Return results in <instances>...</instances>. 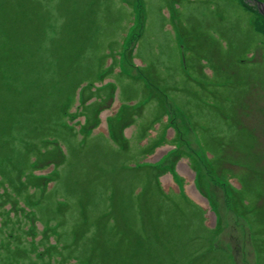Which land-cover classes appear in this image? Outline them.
Returning <instances> with one entry per match:
<instances>
[{
	"label": "rangeland",
	"instance_id": "obj_1",
	"mask_svg": "<svg viewBox=\"0 0 264 264\" xmlns=\"http://www.w3.org/2000/svg\"><path fill=\"white\" fill-rule=\"evenodd\" d=\"M0 6L8 13L0 27V264H30L47 247L44 225L69 245L45 256L47 264L83 260L86 239L87 264H209L208 247L214 264H264V222H256L264 221L263 176L242 186L229 177L230 190L222 181L228 169L214 168L235 156L225 155L235 116L264 109V0ZM59 95L71 101L74 116L62 118L72 126L46 119ZM109 132L126 144L114 145ZM39 151L53 162L62 154L61 162L30 163ZM34 173L46 185L27 189ZM19 203L29 215H17ZM80 220L86 226L73 242ZM11 238L26 255L18 263V254L5 257Z\"/></svg>",
	"mask_w": 264,
	"mask_h": 264
},
{
	"label": "trees",
	"instance_id": "obj_2",
	"mask_svg": "<svg viewBox=\"0 0 264 264\" xmlns=\"http://www.w3.org/2000/svg\"><path fill=\"white\" fill-rule=\"evenodd\" d=\"M8 18V13L0 6V27L3 26L5 24V20ZM43 21V20H42ZM68 97V96H66ZM66 97H62V96H58L57 99L55 100V109L54 110H50L47 112L46 114V119H50L52 120L53 118H55L58 115V118L56 120V124L59 123L62 126H72L70 123H68V121H66V119H63L62 116H64L65 114L70 115L71 117L74 116V113L70 114L69 112H66V109L70 106L71 101H69V99H66ZM0 111H2L0 109ZM242 112H239V114H237V117L235 119V123L234 125H232L233 130L231 132H229L228 134V144H227V148L225 150V155L226 157L230 155V151L232 150L235 154V156L233 158H230L232 160L231 163H215V167L217 168V172H219L220 174L225 175V171L226 169H228V173L225 177V179H222V181H225L227 186H229L230 188H235V186L231 185L228 180L229 177H238L241 181L240 184L241 186L243 185L244 182H248L250 181L252 178L253 173H257L259 175L263 176L264 179V109L260 106L257 105L255 108L250 107L249 111L245 114V118H243L241 116ZM250 114V118L247 117V115ZM62 120H65L66 122H62ZM70 122V120H69ZM117 133L113 132V133H109L108 137L110 139H112V141L114 140V138H116ZM207 153L204 156L205 159L208 158L207 160V168H211L212 164H211V158L207 157ZM219 158H221L220 156H218ZM57 163L60 162L59 157H57L56 160ZM223 167V168H222ZM212 169V168H211ZM30 170H34V168H30ZM169 170V169H168ZM238 170V171H237ZM170 171V170H169ZM216 172V171H215ZM32 178L28 181H26L27 184V189H29V183L28 182H32V183H36L38 185L44 184L45 181L47 180V176L44 174H32L31 175ZM259 177V176H258ZM251 178V179H250ZM156 176H155V180H156ZM146 181H150V179H147ZM46 185V183H45ZM43 189H45L44 187H42ZM147 187L145 186V188H143L141 190L142 193H145ZM232 197L234 198L235 195L233 194ZM236 198V197H235ZM234 198V203L237 201H241L242 198H239L238 200ZM208 199V198H207ZM210 200V199H209ZM241 203V202H240ZM20 215V209L18 210ZM107 220V216L101 218L98 222H97V227L98 224L100 222H104ZM256 222L261 224L264 222L263 220L260 219H256ZM247 226L248 228L251 227V224H253L254 222H249L246 220ZM86 226V221H82L80 220L79 223L73 227V234H75L76 236L79 235V232L76 231L77 229H79L80 227H85ZM215 228V229H214ZM99 229V227H98ZM219 229L218 224L216 223L215 226L211 229L212 230V237H210V241L214 240L216 234H217V230ZM206 230V228H205ZM249 232V229H248ZM251 232H249V237H250ZM210 236L209 232H208V237ZM28 237H29V233H28ZM30 238V237H29ZM53 240H55L54 243L50 242V240H46L47 242V247L45 249V247L43 248L42 251H39L38 249L35 250V252L33 251L34 254L37 255V257L34 256H30L29 258V263L30 264H40L41 262L39 260L43 259L44 255L49 254L51 252L52 253H56L58 255L57 252V247H61L63 249L62 244H60V240L58 238H53ZM209 241V243H210ZM17 244L12 242V238L8 240L9 244L14 245V248L8 249L6 250V255L5 257H14L16 254H18L20 256V258H18V260H16V263H18L20 261V259L25 258L26 255L23 257L21 255V253H17V245L20 243V240H16ZM57 242V244H56ZM89 243V239H86L83 242V248H82V257L83 260H87V245ZM241 248V247H240ZM60 252V250H59ZM211 249L210 247H208L207 249V253H208V257H209V264H214L213 260L215 259L214 256H210L209 253H211ZM59 256V255H58ZM74 258H77L79 256H72ZM39 258V259H38ZM67 260V259H66ZM63 260L60 259V263H59V259L57 258L54 264H61L64 262H68L69 260ZM82 260V261H83ZM87 262V261H86ZM67 264V263H66ZM69 264H73V263H69Z\"/></svg>",
	"mask_w": 264,
	"mask_h": 264
},
{
	"label": "bare ground",
	"instance_id": "obj_3",
	"mask_svg": "<svg viewBox=\"0 0 264 264\" xmlns=\"http://www.w3.org/2000/svg\"><path fill=\"white\" fill-rule=\"evenodd\" d=\"M180 166L183 168V171L185 172L186 175L189 174V169L188 166L185 164L184 161L180 162ZM169 178V177H168ZM168 186V185H167ZM188 190H192L194 196L198 197V193L196 192V190L193 188V185H191V187H187Z\"/></svg>",
	"mask_w": 264,
	"mask_h": 264
},
{
	"label": "water",
	"instance_id": "obj_4",
	"mask_svg": "<svg viewBox=\"0 0 264 264\" xmlns=\"http://www.w3.org/2000/svg\"><path fill=\"white\" fill-rule=\"evenodd\" d=\"M203 200H204V205L206 204V207L208 206V201H207V199H201V201L203 202ZM203 207H205V206H203Z\"/></svg>",
	"mask_w": 264,
	"mask_h": 264
}]
</instances>
